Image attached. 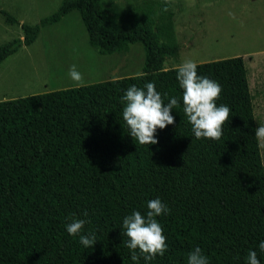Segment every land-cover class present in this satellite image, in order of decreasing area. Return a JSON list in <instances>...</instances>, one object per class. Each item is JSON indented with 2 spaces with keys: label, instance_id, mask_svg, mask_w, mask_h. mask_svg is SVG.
Returning a JSON list of instances; mask_svg holds the SVG:
<instances>
[{
  "label": "trees",
  "instance_id": "16d2710c",
  "mask_svg": "<svg viewBox=\"0 0 264 264\" xmlns=\"http://www.w3.org/2000/svg\"><path fill=\"white\" fill-rule=\"evenodd\" d=\"M145 3L121 15L103 0H62L35 24L0 10L24 34L0 43V65L72 10L101 54L128 52L136 42L146 51L140 74L0 100V264H136L123 219L146 215L156 198L170 209L157 217L168 250L138 264H187L195 247L209 264H247L249 250L264 264V157L245 60L197 63L199 75L222 85L216 103L231 112L220 140L196 139L178 67L164 66L181 49L174 12L170 4L162 10L163 0ZM148 82L165 104L178 101L175 123L158 129V143L149 146L128 133L121 102L130 86ZM73 219L86 221L82 234H95L92 247L68 234Z\"/></svg>",
  "mask_w": 264,
  "mask_h": 264
},
{
  "label": "rangeland",
  "instance_id": "374dc122",
  "mask_svg": "<svg viewBox=\"0 0 264 264\" xmlns=\"http://www.w3.org/2000/svg\"><path fill=\"white\" fill-rule=\"evenodd\" d=\"M61 1L0 0V10L9 11L20 22L35 24L53 13ZM145 2L103 0L121 15L142 8ZM169 8L174 12V32L181 49L179 56L167 57L164 66L178 67L187 59L201 63L243 56L257 128L264 124V0H171ZM23 35L20 24L6 22L0 13V43ZM145 61L141 42L132 43L128 52L101 54L89 44L80 13L72 10L58 23L44 27L34 43L1 63L0 100L76 87L68 75L73 64L83 74L85 85L140 74ZM260 147L264 157V143Z\"/></svg>",
  "mask_w": 264,
  "mask_h": 264
},
{
  "label": "clouds",
  "instance_id": "9594fccd",
  "mask_svg": "<svg viewBox=\"0 0 264 264\" xmlns=\"http://www.w3.org/2000/svg\"><path fill=\"white\" fill-rule=\"evenodd\" d=\"M170 3L171 0H163L162 10L167 11ZM197 68V63L191 59L185 60L177 68L176 79L183 89V112L196 139L220 140L231 109L216 103L223 91L222 85L207 76L199 75ZM68 75L77 86L83 85V74L75 64L71 66ZM121 102L125 104L122 115L128 133L140 145L157 144V130L175 123L171 111L178 105L177 99L172 97L165 104L153 82L146 83L143 89L130 86L121 97ZM255 136L258 142L264 143V124L255 130ZM147 209L146 215L133 211L124 217L122 223V234L128 237L126 247L130 250L131 260L136 264L141 256L145 261H151L157 255L163 256L168 250L167 237L157 217L169 213L170 209L159 198L148 201ZM84 215L87 216V212ZM85 223L83 219H73L66 230L69 235L79 236L80 243L89 248L95 244L96 237L94 233L82 234ZM258 247L264 253V241ZM187 264H209V261L201 248L195 247L188 254ZM247 264H260L256 251L249 250Z\"/></svg>",
  "mask_w": 264,
  "mask_h": 264
}]
</instances>
